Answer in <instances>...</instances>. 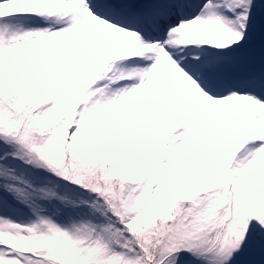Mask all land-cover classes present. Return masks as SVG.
<instances>
[{
  "label": "snow or ice",
  "instance_id": "snow-or-ice-1",
  "mask_svg": "<svg viewBox=\"0 0 264 264\" xmlns=\"http://www.w3.org/2000/svg\"><path fill=\"white\" fill-rule=\"evenodd\" d=\"M0 264H264V0H0Z\"/></svg>",
  "mask_w": 264,
  "mask_h": 264
}]
</instances>
